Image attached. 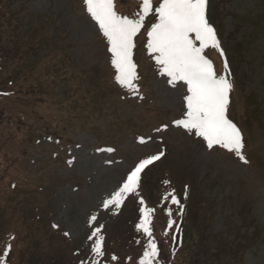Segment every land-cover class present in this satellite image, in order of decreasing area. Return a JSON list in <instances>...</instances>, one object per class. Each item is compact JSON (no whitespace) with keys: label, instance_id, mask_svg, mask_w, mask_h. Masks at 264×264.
Listing matches in <instances>:
<instances>
[{"label":"rangeland","instance_id":"374dc122","mask_svg":"<svg viewBox=\"0 0 264 264\" xmlns=\"http://www.w3.org/2000/svg\"><path fill=\"white\" fill-rule=\"evenodd\" d=\"M211 1L221 43L230 48L228 54L236 57L241 88L252 97L254 106L249 116L245 115L240 95H230L226 111L227 118L239 128L242 140L244 133L246 137L249 135L248 144L241 150L246 163L220 145L209 148L194 130L177 124L186 119V97L190 93L185 82L172 81L163 70L154 75V69L150 68L146 76L138 75L136 79L142 80L138 83L145 99L139 96V90V94L129 93L116 85L117 73L111 63L109 44L86 11L84 0L11 1L8 10L16 18L20 34L26 33L41 18L48 30L46 37L58 42L60 52L56 57L48 58L50 48L41 45L37 55L24 62L27 67L33 62H46L47 67L40 69L44 76L52 75L63 66L55 73L59 81L51 82L52 98L45 103L48 109H39L40 114L51 115L47 118L50 125L56 122L55 118L60 123L61 113L67 112L60 107H66V101L73 104L88 91L86 106L75 115L89 116V119L83 125L84 120L77 122L71 118L66 123L69 133L67 130L60 135L59 130L56 139H52L40 131L31 132L29 127L12 128L11 115L16 117L19 113L16 101L25 100L24 94H18L6 107L9 127H2L3 135L8 138L5 149L0 152V159L5 160H0V185L28 183L35 193L29 198L23 195L16 199L15 203H25L18 213L5 205L11 201L13 192L1 193L0 201L3 200L5 207H0L3 243L0 247L13 246L15 241H20L17 246H22L24 238L32 233L43 246H54L55 252L62 247L61 241L75 246L78 252L90 250L95 240V237L88 239L91 233L101 228L98 235L109 236L111 226L116 223L117 207L110 205L105 209L104 201L122 187L141 160L163 153L143 170L147 172L153 166L147 172L151 179L145 176L148 186L152 188L155 182L164 196L176 191L177 185H184V176L197 178L194 183L199 186L197 197L203 192L211 202L217 231L221 225L230 236L242 240L244 253L239 264H264V0ZM119 10L128 19H137L140 15L122 6ZM203 54L212 65L218 64L215 55ZM137 58L151 65L139 53ZM98 73L103 86L91 93L90 86ZM63 75L68 79L66 82L62 81ZM78 86H82L81 91ZM18 123L22 125V121ZM91 129L95 130L94 134ZM23 148L26 149L23 151ZM6 158L10 159L6 161ZM36 167L37 176L32 177L30 172ZM27 177L30 180L25 182ZM44 177L51 181L45 179L40 189L41 184L34 180ZM180 177L182 183L177 179ZM132 195H127L122 205L132 203ZM198 199L195 201L200 205ZM157 200L154 196L153 201L157 203ZM130 208L125 209L127 216ZM197 208L201 211V207ZM92 216L97 217L94 222ZM47 232L50 236L44 239ZM13 238L14 243L9 240ZM106 244L117 245L114 237H107ZM47 250L42 248L39 254L43 256Z\"/></svg>","mask_w":264,"mask_h":264},{"label":"trees","instance_id":"16d2710c","mask_svg":"<svg viewBox=\"0 0 264 264\" xmlns=\"http://www.w3.org/2000/svg\"><path fill=\"white\" fill-rule=\"evenodd\" d=\"M11 1L12 0H0V152L5 149L8 138L2 133V127L4 125L9 127L7 123L8 115L6 113V107H8L20 93L24 94L25 100L16 101V104L19 105L17 106L19 107V113L16 117L9 114L11 115L10 124H12V128L15 127L25 130V126L26 128H31V132L40 131L49 138L56 139L59 130H61L60 135L65 134L67 130L69 133V127L66 126V123L72 121L71 118H76L77 122L84 120L82 123L83 125H85L89 119V116L83 117L80 114H78L79 116L75 115L86 106L88 91L83 92L79 100L76 99L73 104H71L72 102L68 103V101H66V107L64 105L62 106L65 107V109L60 107V110H67L66 113H61L62 120L60 123H58L57 118H55L56 122L50 125L47 118L51 115L47 112H42L40 114L41 110L39 109L44 107L48 109L45 103L52 98L51 88L53 84L51 82L56 83V81H59V77H57L56 74H58L59 70L63 69V66H61L59 70H55L52 75L44 76L40 69L47 67L46 62H33L31 67L25 66L24 62L31 56H36L38 48L41 45L46 48H52L51 50L48 49L50 52L47 55L48 58L51 59L52 57H56L60 52L59 49H57L58 42L46 37L48 30L45 29L44 20L41 18H39L35 25L28 28L26 33L23 35L20 34L17 20L14 15L11 14L10 10H8ZM208 1L209 3L206 11L207 19L215 30L216 37L219 41V49L209 46L205 48L204 53L206 54L209 52L215 55L218 64H213V67L217 77L223 76L230 81L232 88L229 96L237 95L236 97H238V95H240V101H242L243 104L242 108H244L243 112H245V115L249 116V111L252 112L254 110V106L251 104L252 97L246 95L241 88L242 82L236 72L238 67L235 59L236 57H232L228 54L230 48L228 50V46L221 43L219 28L214 23L216 17L211 12L212 1ZM113 2L115 11L122 17L127 16L119 10L120 6L126 11H131L132 13L140 15L143 14L142 0H113ZM159 2H162V0H159ZM156 6V0H153V11L148 14L149 19H145L144 26L134 38L135 47L132 50V59L133 62L136 61V76H146L147 72H151L150 68L154 69V75H158V73L163 70L162 66L157 63V54L150 52L147 47V32L151 30L154 23L159 22L158 13L154 10ZM192 38L195 41L194 34ZM195 43L199 46L198 41H195ZM221 50L223 51V56L220 54ZM138 53L141 54V58L144 57L148 62L150 61L151 65H146L143 61L139 60L137 58ZM67 62L68 61L63 62L61 65ZM116 75L117 74H115V76ZM94 76V83L90 86L91 93H93L95 89H99L103 86L100 74L98 73ZM66 79V75H63L62 81L66 82ZM138 82L141 84L142 80L133 81L134 85L140 91V94L136 92L140 97L145 99V94L142 89H140ZM116 85H119L124 91H128L129 93L135 92L129 90L127 87L121 86L117 81ZM81 89L82 86H78V90L81 91ZM67 93L68 90L65 89V94ZM58 97L59 95L57 98ZM18 121H22V125L18 123ZM90 132L94 134L95 130L91 129ZM244 134L246 135V133ZM245 135L242 140L243 145L249 142V135L248 137ZM68 140L70 139L68 138ZM24 149L26 148L22 150L24 151ZM9 159L10 158H6V161ZM0 160L5 161L3 158ZM152 167L148 169L147 172L151 171ZM37 169L38 167L32 168L30 175L37 176ZM147 172L144 171L141 175L140 187L137 189V192L132 195V203L128 202L115 209L116 216L114 222L116 223L111 226L109 236L104 235L103 237L102 250L104 255L102 257L95 256L91 250L92 247L90 250L84 249L78 252L75 246H70L69 243L63 241H61L62 247L58 248V251L55 252L54 246L49 244L43 246L40 239L31 233L27 238H24L25 244L22 246H17L20 241H15V244L10 246V251L8 250L9 246H7V244H5L3 248L0 247V264H96V262H99V264H139L150 239L142 230L138 231L137 229V225L141 219V207H144L146 211L149 209L153 210L150 212L148 218L151 221L149 227L152 230V238L158 249V255L154 264H230L232 262L239 264L242 261L241 258L244 253V247L241 246L242 240L236 236H230L231 234L222 229L221 225L219 227L220 229L217 231L216 220L214 218L215 213L213 212V208H211V202H209L208 198L206 199V197L203 196V192L199 193L200 205L195 201L196 199L199 200V197H197V187L199 186L194 184L197 178L193 180L191 176L187 175L183 178L184 180L186 179L184 185H177L175 187V185L172 184V187H175L176 191L174 190L169 193L174 194L180 201V205L183 208L181 214V208L175 204H171V195L169 196L167 193V195L162 196L161 188L155 182H153L154 185L152 188L148 186V183L145 181L146 177H148ZM148 178L151 179V177ZM24 179L25 182L30 180L29 177ZM45 179L46 181H51V178L45 177L38 178V180L35 179L34 181L41 184L40 189H43V181ZM177 179L179 183H182L181 177ZM26 184L27 185H23V183L19 184L14 182L11 186L4 187L0 185V195L9 190L14 194L10 202H5L7 209L10 208V210L16 211L17 213L23 210L22 205L25 203H15L16 199L23 195L29 198L35 193L34 191L32 193L31 188L28 187V183ZM143 193L145 194L143 195ZM146 194L148 195L146 196ZM154 196L158 198L157 203L153 201ZM166 196L167 199H165ZM140 198L145 201L143 206L139 203ZM5 205L3 200H1L0 207L4 208ZM129 206H131V208L127 216V211H125V209ZM197 207H201V211ZM168 209H171V217L167 214ZM35 219L42 221L40 217H35ZM169 219L174 221L170 229L168 226ZM32 222L34 223V220ZM45 235L44 239L50 236V233L47 232ZM107 237H114L117 245L109 247L106 244ZM14 238L9 239L10 242L14 243ZM52 240L53 239L48 238V241ZM2 245L3 243L0 241V246ZM42 248L48 249V253L43 256L39 254ZM71 257H73V259L69 261ZM113 257H115V259H113Z\"/></svg>","mask_w":264,"mask_h":264},{"label":"snow or ice","instance_id":"6c2138e0","mask_svg":"<svg viewBox=\"0 0 264 264\" xmlns=\"http://www.w3.org/2000/svg\"><path fill=\"white\" fill-rule=\"evenodd\" d=\"M156 3L154 10L158 13L159 22L154 23L147 32V47L150 52L157 54V63L162 66L164 73L172 81L185 82L190 93L186 97V119L178 121L177 124L189 131L194 130L196 135L206 141L209 148L220 145L235 152L246 163L241 151L244 146L241 132L226 116L232 85L225 77H217L211 61L203 54L209 46L219 49L215 30L206 16L208 0H156ZM84 4L86 11L107 39L111 63L117 73L116 81L131 91H138L133 83L137 76L132 50L135 47L134 38L144 26L147 15L153 11V0H142L143 14L137 19L118 15L113 0H84ZM193 34L199 46L193 40ZM220 54L223 56L222 50ZM161 155L163 153L141 160L128 174L122 187L104 201V208L107 209L110 205L120 207L127 195L136 193L140 187L141 173L159 160ZM168 195H171V204L179 206L182 214L180 201L174 194ZM139 203L143 206L145 201L140 198ZM151 211L153 210L146 211L144 207L140 209L141 219L137 229L142 230L150 239L139 264H154L158 255L149 227L151 221L148 217ZM167 214L171 217V209H168ZM96 219V216L91 217L93 222ZM173 223L169 219V229ZM100 231L101 228H96L88 237L90 240L95 237L91 250L97 257L104 255L103 237L98 235ZM8 250L10 251V246Z\"/></svg>","mask_w":264,"mask_h":264}]
</instances>
